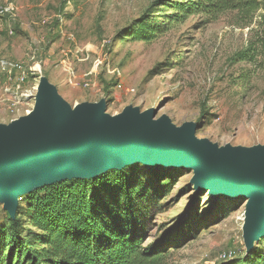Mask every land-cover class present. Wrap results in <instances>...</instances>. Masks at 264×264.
<instances>
[{
  "label": "rangeland",
  "instance_id": "obj_1",
  "mask_svg": "<svg viewBox=\"0 0 264 264\" xmlns=\"http://www.w3.org/2000/svg\"><path fill=\"white\" fill-rule=\"evenodd\" d=\"M173 1L14 0V34L0 33V57L47 78L71 110L101 101L110 116L155 109L157 119L168 116L179 127L195 122L197 137L219 147L264 148L257 18L243 21L228 12L214 19L196 10L182 16ZM142 23L155 31L139 34ZM252 46L253 63L241 61L237 55ZM0 123L10 118L0 116ZM135 165L142 173L136 219L147 246L167 244L164 264H253L264 251L263 238L248 252L245 202L197 192L189 169L150 171L134 163L106 173ZM7 217L0 199V226ZM190 232L194 239L177 248Z\"/></svg>",
  "mask_w": 264,
  "mask_h": 264
},
{
  "label": "water",
  "instance_id": "obj_2",
  "mask_svg": "<svg viewBox=\"0 0 264 264\" xmlns=\"http://www.w3.org/2000/svg\"><path fill=\"white\" fill-rule=\"evenodd\" d=\"M156 117L155 109L143 114L135 108L110 116L104 101L71 110L46 82L30 114L0 123V199L11 218L21 195L37 186L93 179L134 163L150 171L189 169L197 192L246 203L244 239L251 251L255 245L247 240L264 238V148L219 147L197 137L195 122L179 127L168 116Z\"/></svg>",
  "mask_w": 264,
  "mask_h": 264
},
{
  "label": "trees",
  "instance_id": "obj_3",
  "mask_svg": "<svg viewBox=\"0 0 264 264\" xmlns=\"http://www.w3.org/2000/svg\"><path fill=\"white\" fill-rule=\"evenodd\" d=\"M172 3L182 16L196 10L214 19L228 12H237L243 21L257 18L259 45L264 50V0ZM149 28L142 23L139 34L155 31ZM256 50L252 46L237 56L253 63L250 58ZM139 177L142 173L135 165L93 179L65 180L29 194L21 200L18 215L7 217L8 222L0 226V264H164L167 244L147 246L146 231L136 219ZM189 234H180L175 246L193 240ZM258 252L253 264H264V251Z\"/></svg>",
  "mask_w": 264,
  "mask_h": 264
},
{
  "label": "built area",
  "instance_id": "obj_4",
  "mask_svg": "<svg viewBox=\"0 0 264 264\" xmlns=\"http://www.w3.org/2000/svg\"><path fill=\"white\" fill-rule=\"evenodd\" d=\"M14 0H0V33L13 35L10 22L15 20ZM38 72H31L23 63L0 57V116L10 122L30 114L38 93Z\"/></svg>",
  "mask_w": 264,
  "mask_h": 264
},
{
  "label": "bare ground",
  "instance_id": "obj_5",
  "mask_svg": "<svg viewBox=\"0 0 264 264\" xmlns=\"http://www.w3.org/2000/svg\"><path fill=\"white\" fill-rule=\"evenodd\" d=\"M46 82H48L50 86L52 85L48 80L42 79L41 83L38 84V89L43 90ZM78 106H80V105H78ZM146 113H148V111L143 112V114H146ZM60 179H62L61 176L60 177H57V178H51V179H49L50 181L45 180L46 182H43V183L55 182V181H58ZM232 199H235V198H232ZM244 230L247 233V222L244 225ZM258 240H259V237H255V238H253L250 241L247 240V243H248L249 247L251 248V247H253L258 242Z\"/></svg>",
  "mask_w": 264,
  "mask_h": 264
}]
</instances>
